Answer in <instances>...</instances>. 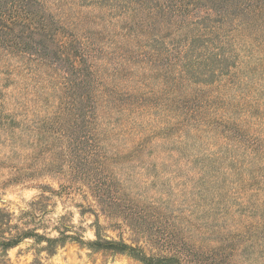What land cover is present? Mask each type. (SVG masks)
Returning <instances> with one entry per match:
<instances>
[{
  "label": "rangeland",
  "instance_id": "1",
  "mask_svg": "<svg viewBox=\"0 0 264 264\" xmlns=\"http://www.w3.org/2000/svg\"><path fill=\"white\" fill-rule=\"evenodd\" d=\"M115 1L0 0V264H264V0Z\"/></svg>",
  "mask_w": 264,
  "mask_h": 264
},
{
  "label": "trees",
  "instance_id": "2",
  "mask_svg": "<svg viewBox=\"0 0 264 264\" xmlns=\"http://www.w3.org/2000/svg\"><path fill=\"white\" fill-rule=\"evenodd\" d=\"M105 1V0H103ZM111 3H113V0ZM176 0H166V19L167 18H175L177 22H181L182 24H187V22L185 21V19H183V21H179V17H184L187 14V18L191 17L193 18L194 22L192 24H198L196 22V19L194 18V14L192 13L193 11H197V9H201L202 7H205L203 2L204 0H186V2L188 4L184 5V1L185 0H178L180 2L179 5L174 4ZM209 4H211V6L208 9L214 10L216 8V5L218 2L221 1H225V11L231 7V9L233 11H235L237 13V15L239 14H243L244 12L246 13H252L254 12V7L256 6L253 2V0H246L247 2H240V0H207ZM134 3L135 0H116L114 5H110L112 6L114 10H123L124 12H129V10L131 9V11H135V12H139V9H143L141 5H144L146 7L147 2L142 1L139 2V6L138 8L134 7ZM193 8V9H190ZM161 9L164 10V8L161 7ZM222 10V8H217V11H224ZM184 11V12H183ZM196 13V12H194ZM207 13V12H206ZM19 16H23L24 17V22L26 24H29L32 20L31 18V12H27L26 11V7L23 6V8H21L20 13L18 14ZM176 22V23H177ZM206 21H204L203 25L205 24ZM208 28V27H206ZM44 31V29H42ZM213 33V32H212ZM206 37L204 36H196L195 38H193V40H191V42H189L190 44L186 45V50L185 52L179 57V60L182 61L181 64H184V68L187 67L189 69V67H193V62L194 60H196L195 62H197V59L201 60V57L198 58L195 55V52H197L198 54H200L202 51H198L199 48H197V44L200 43L202 41V39H205ZM208 39V37H207ZM205 49V47H204ZM215 55V54H212ZM216 56V55H215ZM219 58V56H218ZM217 59V58H216ZM211 60V59H209ZM215 63L218 64L217 70H213V72H211L210 75H212V77H216L217 71L218 73H223L224 70V59H218L217 61H215ZM194 70V69H193ZM196 70H194L195 73ZM206 74H204V78ZM27 235L25 238L30 237V234H25ZM62 238H46V237H42L39 234H33V237H37V238H41L43 240H45V242L48 243V247L49 249H51L53 247L54 244H58L59 242H62V240L64 239H74L76 240V238H73L71 236H67L63 233H61ZM14 243V242H13ZM10 242L7 243H3L2 246L5 247H9L11 246ZM92 247H94L97 250H103L106 252H113V253H119V254H125L128 256L133 257L134 259L140 261L142 264H182L181 260L178 259L175 256L172 257H166V256H161V257H156V256H148L144 253V251L139 248V247H135L132 245L127 244L124 241H116L113 238H110L109 236H106L103 232H102V228L100 225H97V230H96V240L91 242L90 244Z\"/></svg>",
  "mask_w": 264,
  "mask_h": 264
}]
</instances>
